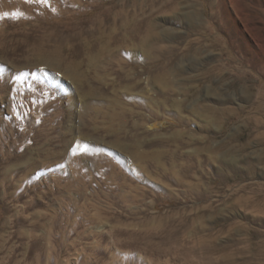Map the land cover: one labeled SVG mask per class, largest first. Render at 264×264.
<instances>
[{
  "label": "rangeland",
  "instance_id": "rangeland-1",
  "mask_svg": "<svg viewBox=\"0 0 264 264\" xmlns=\"http://www.w3.org/2000/svg\"><path fill=\"white\" fill-rule=\"evenodd\" d=\"M22 1H0V264H264V167L255 155H249L253 173L211 187L202 206L183 202L167 180L152 177L151 185L140 161L115 146L122 133L119 106L134 92L115 82L81 100L82 81L93 91L98 76L114 78L104 56L82 47L40 48L34 41L44 30L30 18L37 5ZM113 1L73 10L90 23L96 2L102 8ZM191 2L207 33L253 58L247 69L264 93V0ZM182 25V36L197 33ZM85 32L78 31L77 41ZM132 56L139 62L145 57L139 48ZM26 84V93L45 101L24 95ZM236 94L224 104L247 106ZM19 99L30 104L21 115L13 109ZM89 105L96 110L92 117ZM190 109L187 103L184 110ZM199 125L194 120L189 127L201 134ZM250 126L232 123L229 133L242 135ZM84 146L89 153L78 155ZM256 146L251 139L250 150ZM207 170L219 175L216 166Z\"/></svg>",
  "mask_w": 264,
  "mask_h": 264
},
{
  "label": "bare ground",
  "instance_id": "bare-ground-1",
  "mask_svg": "<svg viewBox=\"0 0 264 264\" xmlns=\"http://www.w3.org/2000/svg\"><path fill=\"white\" fill-rule=\"evenodd\" d=\"M0 1L7 6L12 0ZM95 1L80 0L77 5L67 0H48L47 4H37L35 0L22 2L37 5L32 6L30 18L44 30L34 41L40 48L62 52L82 47L104 56L105 71L110 76L114 74V78L98 76L93 91L85 85L88 82L82 81L85 84H80L81 100L93 98L115 82H124L134 92L128 96V102L119 106L117 117L122 133L117 134L115 146L140 161V169L151 185H155L152 177L167 180L177 187L174 193L178 192L183 202L202 206L211 187L228 177L253 173L250 154L264 167V93L253 84L254 74L247 69L253 58L243 50H235L230 43L222 46L215 33H207L203 14L191 0H114L102 8L96 2V19L88 23L76 18L79 11L74 8ZM209 14L211 18L212 12ZM11 16L9 13L8 18ZM182 24L195 28L197 33L182 36ZM80 30L86 32L77 41ZM164 38L173 41L165 42ZM137 48L145 56L140 62L132 56ZM186 69L194 71L188 73ZM142 73H147L146 82ZM227 75L231 80L227 81ZM28 91L26 84L24 95L45 101L46 96H34ZM235 94L248 105H225ZM187 103L189 111L184 110ZM29 107L21 99L13 104L18 115ZM90 109L92 117L96 110L89 105ZM194 120L200 121L197 128L203 133L197 134L189 127ZM236 122L251 124V130L242 135H238L239 131L229 133L231 124ZM224 135L226 139L222 138ZM122 138L129 142H121ZM251 139L257 142L252 150ZM77 152L89 153L85 146L82 150L78 147ZM103 162L108 165L106 155ZM207 166H216L219 175L209 174ZM262 196L257 199L264 202Z\"/></svg>",
  "mask_w": 264,
  "mask_h": 264
},
{
  "label": "snow or ice",
  "instance_id": "snow-or-ice-1",
  "mask_svg": "<svg viewBox=\"0 0 264 264\" xmlns=\"http://www.w3.org/2000/svg\"><path fill=\"white\" fill-rule=\"evenodd\" d=\"M37 4H47L48 0H35Z\"/></svg>",
  "mask_w": 264,
  "mask_h": 264
}]
</instances>
